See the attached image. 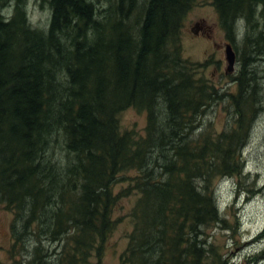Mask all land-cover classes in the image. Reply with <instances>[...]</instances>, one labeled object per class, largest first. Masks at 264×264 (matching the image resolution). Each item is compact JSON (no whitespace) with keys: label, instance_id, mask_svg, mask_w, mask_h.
I'll use <instances>...</instances> for the list:
<instances>
[{"label":"trees","instance_id":"16d2710c","mask_svg":"<svg viewBox=\"0 0 264 264\" xmlns=\"http://www.w3.org/2000/svg\"><path fill=\"white\" fill-rule=\"evenodd\" d=\"M194 1L147 0L139 8L137 0H118L119 12L111 14L126 20L127 2L142 16L135 27L110 23L107 29L86 0H49L46 32L28 24L25 0H17L9 17L0 14V204L14 214L17 245L32 248L25 264H44L42 226L46 242L56 244L54 264H89L91 258L101 264L117 222L113 210L133 192L139 195L129 214L133 230L120 264H197L213 257L207 237L198 240L201 226L219 222L212 181L237 175L236 146L254 108L250 96L237 107L239 84L229 94L238 119L228 137H179L184 129L187 135L194 130L191 118L216 94L208 84L196 85L194 68L204 65L182 56L183 17ZM209 1L229 41L235 19L264 4ZM158 98L166 115L162 122ZM130 107L146 111L145 136L120 130L117 116ZM56 133L74 156L64 188L57 169L47 174L40 162ZM130 171L137 174L124 177ZM194 179H202L200 191ZM124 181L128 187L115 193ZM10 257L21 263L14 253Z\"/></svg>","mask_w":264,"mask_h":264},{"label":"rangeland","instance_id":"374dc122","mask_svg":"<svg viewBox=\"0 0 264 264\" xmlns=\"http://www.w3.org/2000/svg\"><path fill=\"white\" fill-rule=\"evenodd\" d=\"M86 1L96 9L97 19L103 21L102 25L106 29L110 27V23L113 25L124 23L126 26L133 24L135 27L138 16L141 17L143 12L135 13L134 10H130L129 3L125 2L123 12L127 19L124 20L120 14H111L113 11L119 12L118 0ZM146 2L147 0H137L136 5L142 8L146 6ZM16 3L17 0H2L0 14L9 17ZM24 8L28 24L35 30L46 32L51 19L49 0H25ZM245 12L246 17L239 16L234 21L232 41L228 40L227 32L221 28L218 12L209 0H195L182 22L180 34L182 56L191 64L204 65L201 68L194 66V78L200 80L196 85H210L208 87L214 88L216 94L213 96L214 101L209 102L201 115L191 118L194 130L187 135V130L184 129L179 137L182 139L187 136L189 140H196L201 135L212 137L213 140L222 134L228 137L236 127L235 118L238 119L236 115L238 108L235 109L234 102L229 100V94L237 93L239 84L241 93L240 98L235 100L240 103L237 107L244 106L250 96L249 107L254 108L253 111H249L246 122L243 121L241 138L236 146L239 152L238 165L235 166L237 175L224 176L212 181L219 222L201 226L200 229L204 232L198 240L206 236V243L212 244L214 255L205 260L199 259L197 264H264L259 262L264 256V4H255L250 14L247 10ZM126 30L129 28L126 27ZM227 44L231 45L235 55L230 71L225 58ZM249 71L255 73L254 79L247 77ZM158 103L159 121L162 122L166 115L161 98H158ZM117 118L122 132L136 133V138L145 136L146 111L130 107L122 111ZM174 132L177 133V129ZM50 140L51 143L45 153L40 155V162L43 169H48L47 174L50 173L52 166L57 169L60 186L64 188L67 167L72 164L74 156L64 146L61 133L52 135ZM53 173L51 172L50 178H53ZM136 174L130 171L125 173L124 177L130 178ZM71 181L76 184V180ZM194 183L199 191L204 186L202 179H194ZM129 184V181L117 183L114 192L118 193ZM66 190L68 192V188ZM138 196L133 192L130 196L122 198L115 206L112 220L117 222L106 241L101 264H120V256L128 245L127 237L133 230L129 214ZM221 219L223 223H220ZM13 220L14 214L0 204V264H15L14 259L10 257L11 253H14L15 259L25 264L32 252L30 247L26 250L27 244L26 248L21 250V246L17 245L19 242L12 237ZM17 230L21 231L19 225ZM39 230L40 240L45 248L43 255L48 251L43 263L54 264L57 256L51 252L56 244L46 242L45 227L42 226ZM16 238L18 239L17 236ZM89 264H97L96 258H91Z\"/></svg>","mask_w":264,"mask_h":264},{"label":"water","instance_id":"95a60500","mask_svg":"<svg viewBox=\"0 0 264 264\" xmlns=\"http://www.w3.org/2000/svg\"><path fill=\"white\" fill-rule=\"evenodd\" d=\"M225 58H226V62L228 63V67H229L228 71H230V69L232 68L234 64L235 55H234L231 45L229 44L225 46Z\"/></svg>","mask_w":264,"mask_h":264}]
</instances>
